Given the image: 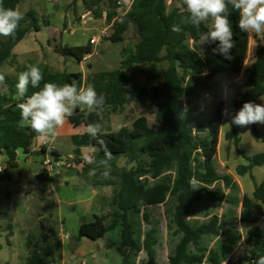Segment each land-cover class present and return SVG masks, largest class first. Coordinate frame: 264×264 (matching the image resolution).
I'll return each instance as SVG.
<instances>
[{
	"label": "trees",
	"instance_id": "16d2710c",
	"mask_svg": "<svg viewBox=\"0 0 264 264\" xmlns=\"http://www.w3.org/2000/svg\"><path fill=\"white\" fill-rule=\"evenodd\" d=\"M79 0H73L76 5ZM86 1V0H83ZM107 1L110 7L116 0H90L87 5H96V16H102L101 3ZM22 0H3L6 8L17 10ZM92 10V9H91ZM229 20L233 28L234 47L229 58L213 52L216 43L207 44L203 54L197 50L200 35L206 32L209 22L202 23L199 29L181 24V32H173L172 26L180 24L184 10L174 8L169 11L167 0H133L129 11L113 25L114 32L107 38L112 43L125 40V33L134 24L139 34L138 42L128 47L118 69L95 72L85 79L81 72L55 71L38 59H28L18 63L13 53L14 47L32 31L41 30L36 10L31 9L23 16L14 36L0 37V72L6 63L15 67L14 75L5 74L0 85V161L6 163L0 180L11 179L10 169L18 166L19 152L26 156L51 154L61 158L56 149L42 146L33 152L34 140L38 137L31 128L22 122L17 105L15 85L18 76L28 64H38L44 73L45 82L59 85L74 84L79 87L93 85L98 94L106 99L104 110L85 115L79 109L69 118L78 127L87 128L89 123H100V139L106 145L111 159L107 161L110 176L105 179L102 173L105 166L103 146L85 133L74 135V163L82 162L81 148H95L92 163H84L82 174L95 169L90 183L92 187H113L110 200L111 212L95 215L94 220L81 223L77 241L81 238H103L110 232L119 231V241L111 242L122 258V264H157L159 238L154 227L144 229L150 223L148 208L165 203L169 195L177 197L173 212V224L180 240L169 255V264H252L264 256V181L255 182L252 195L242 198L239 223L248 224L246 234L228 230L230 222L216 213H211L212 204L230 202L220 188H212L222 181L227 188H237L230 175H220L215 159L219 151L220 133L225 110V90L234 89L235 110L245 102L257 104L264 98V35L258 45L254 62L244 69L248 59L250 34L240 31L239 13L229 6ZM115 11H109L107 21L111 22ZM49 21H44L48 25ZM190 40L194 46L190 45ZM50 42V41H49ZM61 56L73 57L83 62L93 53V45H53ZM167 63V67L164 64ZM136 66H139L136 68ZM138 76L142 77L140 81ZM243 78V84L238 80ZM38 89L29 87L26 97ZM147 98L154 106L155 125H151L145 115L139 116L132 128L123 127L111 131L106 123L108 111L124 110L126 105ZM254 137L264 141L256 124H251ZM242 127L231 124L225 138L235 144L238 154L247 158V165H239L237 173L245 175L256 166L264 165V152L246 156L239 148ZM126 164L120 165V159ZM176 167V177L166 176L170 167ZM41 181L53 182L55 177L42 173ZM152 181H156L152 183ZM195 181V187L193 186ZM204 213L208 220L194 225L190 217ZM108 220V222H107ZM54 228L50 227L53 232ZM219 237L223 243L212 248L203 244V237ZM51 234L42 237L27 236L29 255L24 264H53L56 261L55 247L50 243ZM248 247L238 262L230 259V254L240 245ZM145 258L140 259V254Z\"/></svg>",
	"mask_w": 264,
	"mask_h": 264
},
{
	"label": "rangeland",
	"instance_id": "374dc122",
	"mask_svg": "<svg viewBox=\"0 0 264 264\" xmlns=\"http://www.w3.org/2000/svg\"><path fill=\"white\" fill-rule=\"evenodd\" d=\"M87 3L90 0H86ZM86 1L79 0L76 5H71L73 0H22L18 5L17 11L25 15L29 10L34 9L38 12L40 19L41 30L39 32L32 31L26 35L24 40L19 45H51L50 50L44 49L42 52L32 54L28 57L20 56V62L25 63L29 58L38 59L41 62L48 64L55 71L81 72L85 79L90 78L93 73L101 71H110L120 68L121 61L124 58L125 50L130 46H134L139 40V34L136 26L133 24L125 33V40L119 43H112L108 39H102L96 45H93V55L81 67L79 62L73 57H66L56 54L53 45L61 43L63 45L77 46L86 45L90 38L98 35L99 32L87 24L95 23L92 19L87 20V24L81 21L80 14L89 10L96 9V5H87ZM115 1V6L110 7L107 1L101 3L102 16L98 17L95 14L94 19L106 17L109 11H114L118 7ZM124 2V8H127V0ZM169 10L178 8L184 10L182 0H167ZM49 21L50 25H45L44 21ZM99 22V21H98ZM210 24V22H209ZM101 27L106 24L99 23ZM53 33V34H52ZM1 38H5L0 36ZM50 40V42H48ZM262 41V35L250 34V46L248 59L244 69H247L255 60L256 50ZM24 43V44H22ZM190 45L194 46V42L190 40ZM199 53L203 54L205 45L200 46V41L197 45ZM203 50H202V49ZM19 61V60H18ZM91 64V68L89 65ZM167 63L164 67H167ZM139 66H136V68ZM15 67L10 62L3 67V72L9 75L16 73ZM139 80L143 78L138 76ZM243 84V78L238 80ZM236 92L234 89L227 88L225 90V105L229 115H224L221 127L219 156L216 162L217 170L221 175L230 174L238 183L236 189H228L222 182L216 187L226 191L230 202L222 204H212L210 206L211 213H216L222 218L230 222L228 230L238 231L246 234L250 225L239 223L238 218L242 210V198L245 194L252 195L255 188V182L261 183L264 181V165L256 166L250 173L239 175L237 167L239 165H247L249 161L243 155L238 154L235 144L225 138L226 132L231 128V116L237 111L234 107ZM257 104H264V98L257 100ZM154 106L148 99H143L138 102H131L126 105L124 110L118 112L108 111L109 121L106 126L111 131H118L123 127L132 128L133 122L141 115L148 117L151 125H155V117L153 114ZM260 133L264 134V124L255 123ZM58 147L63 155L62 159L67 161L74 153L75 146L70 140H63L58 143ZM239 148L242 149L246 156L250 157L254 154L264 152V141L257 140L254 137L252 126L242 127L241 141ZM95 153L89 152L88 155L94 156ZM26 161L23 156H19V163L22 165ZM120 165H125V159H120ZM36 167L35 163H31ZM74 175L80 176L81 172L76 168H68ZM83 171V170H82ZM12 173L11 179L0 180V264H24L29 255L27 249V236L33 235L42 237L44 234H51L50 243L56 248V261L53 264H122V258L115 247H110L111 242L119 241V231L110 232L103 238L86 239L82 244L77 241L79 228L83 222V218L93 220V215L84 212L80 194L87 198L91 194V188H84L80 191L74 185L67 186L64 184V178L59 176L54 181L58 200L56 205L50 200L39 199V187L31 186V189L23 194L21 184L24 179L19 178L16 168L10 169ZM174 168L170 167L163 176H172ZM84 183H91L96 178L94 175L82 174ZM156 181H152L155 183ZM97 188V187H93ZM99 213L106 215L111 212L110 200L113 195V187H100ZM10 192V194H9ZM177 203V197L169 195L166 202L160 205L151 206L148 208L150 213V223H144V229L154 227L157 231L159 242L157 245V264H169V255L173 252L176 244L180 240V234L176 232V227L173 224V212ZM191 223L197 225L208 220L204 213L192 216ZM108 222V220H107ZM53 227V232L50 231ZM67 235L70 237L65 242V250L69 255L65 258L62 254V247L56 242L57 235ZM71 239L78 242L79 246L73 247ZM218 243H223V240L208 236L204 238L203 244L212 248ZM248 253V247L243 243L240 244L231 254L230 259L238 262L244 254ZM85 254V256H83ZM87 254V255H86ZM76 256V258H75ZM140 259L145 258V253L140 254ZM140 264V263H138ZM244 264V263H238Z\"/></svg>",
	"mask_w": 264,
	"mask_h": 264
},
{
	"label": "clouds",
	"instance_id": "9594fccd",
	"mask_svg": "<svg viewBox=\"0 0 264 264\" xmlns=\"http://www.w3.org/2000/svg\"><path fill=\"white\" fill-rule=\"evenodd\" d=\"M186 15L180 24L172 26L173 32H181V24L192 25L199 29L202 23L210 22L208 30L200 35V46L216 43L213 52L230 59L229 53L234 47L233 28L229 20V6L239 13L238 27L248 34L264 35V0H182ZM22 14L12 8H6L0 0V36H14ZM202 49V48H201ZM203 50V49H202ZM43 70L38 64L26 65V70L18 76L15 85L16 99L22 101L17 107L20 110L22 122H25L39 139L55 136L68 119L79 109L85 115L99 113L104 110L106 99L98 94L93 85L77 87L74 84L59 85L45 82ZM5 81V74L0 72V85ZM29 87L38 89L26 97ZM224 115H229L224 110ZM264 124V104L245 102L242 107L231 116V124L247 127L251 124ZM100 123H89L86 134L103 146L106 159L100 161L105 166L102 173L105 179L110 176L107 161L111 159L106 145L100 139ZM84 159L92 163L87 156ZM92 169L90 174H95ZM195 187V181H193ZM252 264H264V256L253 261Z\"/></svg>",
	"mask_w": 264,
	"mask_h": 264
},
{
	"label": "crops",
	"instance_id": "0c3cea01",
	"mask_svg": "<svg viewBox=\"0 0 264 264\" xmlns=\"http://www.w3.org/2000/svg\"><path fill=\"white\" fill-rule=\"evenodd\" d=\"M128 4L129 3H132V0H127L126 1ZM78 3V2H77ZM76 3V4H77ZM167 6H168V2H167ZM18 9V7H17ZM174 9V8H173ZM171 9V10H173ZM168 10H169V7H168ZM169 10V11H171ZM38 13V12H37ZM84 13H81L79 17H81V15H83ZM107 18V16H106ZM99 22L96 21L95 23H89L87 24V21L84 22V24H87L91 27V29H95L96 31L99 32L100 29H103V27H101L99 25V23H104L107 24L111 23L109 21H107L105 19V17L103 18H99ZM50 25V24H48ZM53 34V33H52ZM96 35L92 36V37H95ZM91 37V38H92ZM90 38V39H91ZM24 39H22L13 49V53L14 55H16V60L18 63H21L20 62V56L22 57H28L32 54H37V53H40L42 52V50L44 49H48L50 50L51 48V45H47V47L45 46H38V45H34V46H31V45H26L24 43V45H19ZM50 40H48L49 42ZM96 45V44H95ZM207 45H205V49H206ZM94 53V52H93ZM93 53L91 55H88L85 60L83 62H79L80 66L82 67L86 61L92 57ZM57 54V53H56ZM59 55V54H58ZM31 59V58H29ZM19 60V61H18ZM41 62V61H40ZM44 63V62H42ZM46 64V63H44ZM88 65H91L89 63H87ZM48 65V64H46ZM49 66V65H48ZM92 66V65H91ZM50 67V66H49ZM147 99V98H146ZM134 102H137V101H134ZM225 108H226V105H225ZM86 132V127L83 126V125H80L78 127H74V125L69 121L66 122V124L57 130V134L55 136H50L46 139H35L34 140V143H33V147H32V151L33 152H37V151H40L41 147L43 146V144L45 142H47V145L49 147H52L54 149H56L57 151L60 152L61 154V158L63 157L59 147H58V143H60L61 141L63 140H70L72 142V137L74 135H78V134H83ZM220 136H221V133H220ZM219 148H220V143H219ZM97 150L95 148H90V147H82L81 148V159H82V162L81 163H78V164H75L73 161H74V158H75V153H73L72 155H70L71 158H69V164H67L63 169H62V173L60 176H62V178H64V184L67 185L68 187L71 186V185H74L75 187L78 188V190L82 191L84 190V188H88L90 187L91 188V194L90 196H88L87 198H84V196L82 194H80L81 196V199L79 200V203L82 204L83 208H84V212L82 213H88V214H91L93 215V220L95 219V215H101L99 213V200L101 198H104L103 196L100 197V190L101 188L100 187H97V188H93L92 186H90V183H84L83 182V179L82 177L84 175H82V170H83V164L84 163H89L87 162L84 157L87 156L90 160H93L91 158L90 155H88L89 152H93L95 153ZM22 155L23 156V159L26 161L25 163H23L22 165H20L19 163V156ZM218 156H219V151H218V155L215 159V164L217 162V159H218ZM2 162L6 165L5 163V160L3 158H1ZM41 156H37V155H30V156H26L24 155L23 153L19 152V155H18V166L16 167L17 171H18V175H19V178L21 179H24V183L21 184L23 185L22 186V190H23V194H25L28 190L31 189V186H38L39 187V190H38V193H39V199H43V200H47L48 202L51 200L54 205H56V201L58 200V194L56 192V187L54 185V181L53 182H48V181H41L38 177L39 175H41L43 172H42V168H41ZM31 163H35L36 164V167H33L31 165ZM76 168L79 170V173L81 172L80 176H77V175H74L72 172H70L69 170H67L68 168ZM174 168V172H173V175L172 177L175 178L176 177V167L173 166ZM217 168V166H216ZM218 171V170H217ZM11 173V172H10ZM219 173V172H218ZM166 174V173H165ZM220 174V173H219ZM12 175V173H11ZM221 175V174H220ZM226 175H230V174H226ZM231 176V175H230ZM232 177V176H231ZM84 178V177H83ZM233 178V177H232ZM234 180V179H233ZM235 181V180H234ZM222 181H219L217 183H215L214 185H212L211 187L212 188H218L216 187V185L218 183H220ZM236 182V181H235ZM223 183V182H222ZM237 183V182H236ZM224 184V183H223ZM225 185V184H224ZM226 186V185H225ZM237 186H238V183H237ZM221 189V188H220ZM229 189V188H228ZM223 190V189H222ZM225 193L226 191L223 190ZM253 193V192H252ZM10 194V192H9ZM227 194V193H226ZM248 195V194H247ZM228 197V195H227ZM168 198V197H167ZM163 204V203H162ZM177 204V203H176ZM160 205V204H159ZM221 217V216H220ZM191 218V217H190ZM88 221V219H87ZM191 221V219H190ZM80 229V228H79ZM57 235V240L56 242L60 244V246L62 247V254L64 255V257L66 258L69 253L65 250V242L70 239V237H68L67 235ZM208 236H211V235H206L203 237V240L204 238L208 237ZM214 237V236H212ZM217 238V240H219L220 238L219 237H215ZM86 239H89V238H81L79 240V243H83L85 242ZM72 240V239H71ZM54 245V244H53ZM79 246V244H78ZM77 246V247H78ZM55 247V245H54ZM55 252H56V248H55ZM57 254V252H56ZM87 255V254H86ZM85 256V254L83 255ZM76 258V256H75ZM68 262L65 261L64 264H67ZM82 264H85V261H82Z\"/></svg>",
	"mask_w": 264,
	"mask_h": 264
},
{
	"label": "built area",
	"instance_id": "2783aa9c",
	"mask_svg": "<svg viewBox=\"0 0 264 264\" xmlns=\"http://www.w3.org/2000/svg\"><path fill=\"white\" fill-rule=\"evenodd\" d=\"M133 2V0H132ZM116 4L118 5V7L116 9H114L115 11V16L114 18L112 19L111 23L107 24V26H105L103 29H100L99 30V34L95 37H92L90 39V43L92 45H95L97 44L98 42H100L102 39H107L109 38L113 32H114V28H113V25L116 21L120 20L121 16L125 15L132 3H127V8H124V2L121 1V0H118L116 2ZM94 12L93 10H89L87 12H85L83 15H81V21L84 23L85 21L89 20V19H93L95 22L96 21H99L100 19H94ZM105 19L107 20V18L105 17ZM43 146H48L47 145V142H45L43 144ZM41 168H42V172L43 173H46L49 177H59L61 175V171L62 169L67 165L69 164V160L65 161L63 160L62 158H55L54 156H52L51 154H46L44 156H41ZM5 169H6V165L0 161V175H2L4 172H5Z\"/></svg>",
	"mask_w": 264,
	"mask_h": 264
},
{
	"label": "water",
	"instance_id": "95a60500",
	"mask_svg": "<svg viewBox=\"0 0 264 264\" xmlns=\"http://www.w3.org/2000/svg\"><path fill=\"white\" fill-rule=\"evenodd\" d=\"M89 68H91V65H89ZM87 222V218H83V222L82 223H86ZM71 245L73 247H76L78 245V242H75L74 240H71Z\"/></svg>",
	"mask_w": 264,
	"mask_h": 264
}]
</instances>
